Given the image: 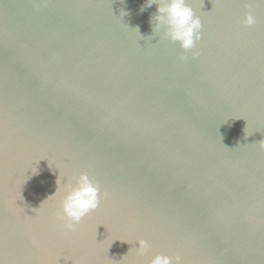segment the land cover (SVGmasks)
<instances>
[{"label":"water","instance_id":"obj_1","mask_svg":"<svg viewBox=\"0 0 264 264\" xmlns=\"http://www.w3.org/2000/svg\"><path fill=\"white\" fill-rule=\"evenodd\" d=\"M144 3L0 0V264H264V2L187 0L188 52ZM81 172L67 231L47 196Z\"/></svg>","mask_w":264,"mask_h":264},{"label":"clouds","instance_id":"obj_2","mask_svg":"<svg viewBox=\"0 0 264 264\" xmlns=\"http://www.w3.org/2000/svg\"><path fill=\"white\" fill-rule=\"evenodd\" d=\"M153 4L156 5V11L150 17L152 34L162 33L167 39L177 42L184 52L195 49L196 42L201 39L202 23L187 0H145L139 11L142 13L147 8L152 7ZM128 14L126 9H121V17ZM255 22L256 18L253 13L251 11L246 12L242 23L251 26ZM135 30L139 34L138 27ZM148 38L152 37L149 36ZM192 55L195 57L198 52L192 51ZM180 59L186 61L188 57L181 55ZM251 134L245 133V136ZM258 145L264 149V140L259 141ZM57 191L62 193L57 219L63 222L62 227L67 231H75L82 218L99 207L102 195L99 185L86 172L69 177L59 189L56 188V191L47 197L55 196ZM137 244L138 248L136 249L140 254L146 252L150 247L149 243L143 239L138 240ZM180 259L179 255L170 257L157 253L151 257L148 264H173L174 261L175 264H180Z\"/></svg>","mask_w":264,"mask_h":264}]
</instances>
